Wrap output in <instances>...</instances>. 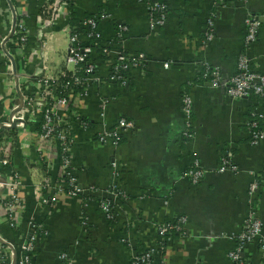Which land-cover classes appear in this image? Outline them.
<instances>
[{
    "label": "crops",
    "instance_id": "0c3cea01",
    "mask_svg": "<svg viewBox=\"0 0 264 264\" xmlns=\"http://www.w3.org/2000/svg\"><path fill=\"white\" fill-rule=\"evenodd\" d=\"M39 3L17 0L15 4L19 14H29L25 18L30 30L28 50L37 48L39 41L46 44L44 51L37 48L34 53H16L18 78L25 94L37 89L38 67H46L47 76H60L66 69L70 44L69 19L62 15L41 39ZM102 5L101 0H74L73 12L82 20L96 14ZM166 5V23L157 30L150 29L148 7L138 0H109L104 5L116 23L128 28L124 50L143 53L146 63L145 70L129 85H104L77 101L76 109L93 124L103 119L112 127L122 118L135 123V129L125 135L117 149L91 140L95 125L86 132L77 129L75 174L84 194L65 199L54 208H40L33 185L43 180L42 172L23 164L24 156L34 154V140L24 142L29 138L26 136V140L12 142L13 164L4 171L9 175L19 171L23 180L29 181L23 193L29 202L28 214L44 223L46 230L37 243L32 264H131L132 252L122 239L144 244V237L156 235V225L177 216L187 217L188 232L168 240L162 264H232L229 253L236 247L249 213V186L264 173V142L250 143L253 117L261 120L264 129V97L232 99L225 88L212 87L204 73L208 66L225 80L234 76L244 52L246 19L256 17L261 28L249 55L253 69L264 74V0H166ZM13 20L8 1L0 0V39L8 35ZM102 32L108 41L115 31L105 22ZM210 33L214 38L206 45L205 37ZM98 73L105 76V68L101 66ZM3 78L0 116L5 120L19 96L12 80ZM185 95L192 100L194 128L188 139L183 136ZM31 127L38 130L37 123ZM20 142L26 145L20 148ZM230 151L239 171L220 173L222 158ZM194 160L204 171L198 185H192L185 175ZM113 161L122 166L121 185L129 198L123 204L125 213L115 224L100 209L101 198L113 181ZM261 215L264 220V198ZM0 235L16 241L4 218H0ZM64 254L66 259L61 257ZM251 264H264L257 249Z\"/></svg>",
    "mask_w": 264,
    "mask_h": 264
},
{
    "label": "built area",
    "instance_id": "2783aa9c",
    "mask_svg": "<svg viewBox=\"0 0 264 264\" xmlns=\"http://www.w3.org/2000/svg\"><path fill=\"white\" fill-rule=\"evenodd\" d=\"M7 1L12 9L14 20L8 35L0 39V61L3 63L0 67V77L4 76L7 81L12 80L19 101L7 119L3 120L0 116V192L3 191L0 194V212H3L1 214L3 217L0 216V218L5 219L10 230L15 234L16 241H10L0 235V264H32L37 243L41 235L46 233L45 225L28 214L29 202L23 196L28 186L21 177V173L15 171L9 175L4 171L13 164L11 144L15 139L8 136L2 137V131H15L16 138L20 140L26 136L34 140V150L38 156L35 162L38 165L32 166L28 161L25 163L27 169L35 171L44 169L49 173L55 170L56 178H49L34 187V196L40 208L42 205L52 206L66 201L65 199L80 197L85 190L80 186L75 174L74 146L77 129H83L86 132L95 125L91 140L100 146L117 149L125 135L135 129V123L122 118L112 127L108 126L103 119L101 123L92 126L82 124L80 117L85 116L82 115V110L76 109L77 101H82L89 93L98 91L104 85L117 84L123 87L129 85L134 81L138 72L145 70L146 57L143 53L126 52L124 41L128 32L127 26L116 23L107 11L104 13L98 11L80 20V28L83 30L81 32H73V28L68 24L70 44L65 56L66 69L60 73V76H47L46 67H38L36 71L39 77L37 78V89L33 94H25L20 78H18V62L15 54L28 49L30 30L25 18L29 14L17 12L15 9L17 0ZM39 1L40 13L37 20L42 39L43 33L56 24L58 17L62 15L64 19H69V6L74 3V0ZM108 1L101 0L103 5H107ZM138 1L144 3L143 0ZM153 2L152 6L144 4L148 7L150 29L157 30L166 23L168 7L160 0H153ZM105 22H109L115 31L108 41L104 40L102 32V24ZM260 28V22L256 17L246 19L244 52L239 57L236 73L229 80L223 79L219 71L206 66L204 77L210 78L212 87L225 88L228 97L232 99L238 100L249 96L264 97V74L253 69L249 55L252 45L258 38ZM213 38L212 33L206 35L204 43L210 44ZM37 46L41 51L46 48L44 41H39ZM33 50L32 53L35 52ZM101 66L106 70V75L103 77L98 73ZM164 66L169 68L170 65L165 64ZM60 78H70V81L64 85L66 95L59 90ZM74 87H79L81 90L75 92ZM183 110L186 116L183 136L188 139L194 133L192 100L188 95L183 98ZM32 123L38 124L37 131L32 129ZM250 127V143L252 145L263 143L264 130H258L256 121H251ZM233 155L231 151L225 153L220 173L239 171V167L233 161ZM25 157L26 159L32 157L31 152ZM110 168L113 181L105 192L106 196L101 198L100 209L109 222H116L118 216L125 213L123 204L129 198L121 185L123 176L121 164L113 161ZM185 175L192 185H198L204 177L199 161H192ZM263 198L264 173L249 186V213L236 238V247L229 253L232 264H251L254 249L258 250L259 259L264 262V220L261 215ZM164 205L167 207L168 201L164 202ZM83 223L87 226V219H84ZM187 229V217L177 216L163 220L156 225V235L144 237L145 245L139 240L132 243L129 239H122V242L132 252L131 264H162L161 259L164 256H162V251L166 250L168 240L174 236H185ZM218 238L220 237H210L212 240ZM137 242L145 246V251L140 254L133 250ZM61 257L66 259L67 255L64 254Z\"/></svg>",
    "mask_w": 264,
    "mask_h": 264
},
{
    "label": "trees",
    "instance_id": "16d2710c",
    "mask_svg": "<svg viewBox=\"0 0 264 264\" xmlns=\"http://www.w3.org/2000/svg\"><path fill=\"white\" fill-rule=\"evenodd\" d=\"M144 1V3H146V4H148V5H153V0H143ZM160 2H162V3H166V0H160ZM69 11H70V16H69V21H68V24H70V26L73 28V32H75V33H78V32H81V31H83L81 28H80V20L76 17V15L74 14V6H73V4H71L70 6H69ZM105 11H107L106 10V7L104 6V5H102V6H100V8H99V12L100 13H104ZM89 16H91V14H89V15H87L86 17H89ZM2 64H0V66H1ZM81 75L82 76H84V74H83V72H81ZM209 81H210V78L208 79ZM70 81V78H60V80H59V83H58V85H59V90L60 91H62V94H64V95H66L67 94V91L66 90H64V85L67 83V82H69ZM72 83V82H71ZM63 89V90H62ZM74 89H75V92H79L81 89L79 88V87H74ZM252 120L253 121H256L257 123H258V130H264L263 129V127H262V123H261V120L258 118V117H253L252 118ZM80 121H81V123L82 124H86V125H88V126H92L93 125V123L92 122H90L88 119H86L85 117L84 118H82V117H80ZM3 136H8V137H12V138H14L15 140L17 139L16 138V132L15 131H10V130H3L2 131V137ZM112 224H115V222H111ZM43 237H44V233L41 235V238L43 239ZM41 240V239H40ZM165 245H166V243H165ZM133 250L136 252V253H138V254H140V253H142V252H144L145 251V246L144 245H142L140 242H137L136 243V245H135V247H133ZM164 252L165 251H162V256L164 255Z\"/></svg>",
    "mask_w": 264,
    "mask_h": 264
},
{
    "label": "rangeland",
    "instance_id": "374dc122",
    "mask_svg": "<svg viewBox=\"0 0 264 264\" xmlns=\"http://www.w3.org/2000/svg\"><path fill=\"white\" fill-rule=\"evenodd\" d=\"M34 49V48H33ZM32 49V50H33ZM32 50H28L27 49V51H32ZM15 58H16V60H17V62H18V58H17V55L15 54ZM33 124V123H32ZM32 126V125H31ZM25 139V138H24ZM26 140V139H25ZM29 140H32L31 138H28V140H26V141H24V142H27V141H29ZM21 141H23V140H21ZM23 142V144H22V142H20V144H19V146H20V148H21V146H22V148L26 145V143H24ZM3 147V146H2ZM33 152H34V154L32 153V157H29V158H27L26 159V157L24 156V158H23V164H25V163H27L28 161L29 162H31V164H32V166H37L38 165V163H36L35 162V158H37L38 156H37V154L35 153V150L33 149ZM41 163H43V162H41ZM57 163V162H56ZM58 166V165H57ZM41 172H42V175H43V180L38 184V185H40L42 182L44 183V181L46 180H48L49 178H56V173H55V170L52 172V173H49L47 170H44V169H41ZM23 178V177H22ZM25 180V179H24ZM31 181V180H30ZM26 183H29V181L27 180V181H25ZM35 186L33 185V188H34ZM58 188V187H57ZM47 191V190H46ZM46 193H48V192H46ZM33 195H34V189H33ZM59 203H57L56 205L54 204V205H52V206H49L48 204L47 205H42V208H44V210L47 208V209H49V207H52V208H54V207H56L57 205H58Z\"/></svg>",
    "mask_w": 264,
    "mask_h": 264
},
{
    "label": "water",
    "instance_id": "95a60500",
    "mask_svg": "<svg viewBox=\"0 0 264 264\" xmlns=\"http://www.w3.org/2000/svg\"><path fill=\"white\" fill-rule=\"evenodd\" d=\"M17 83H18V81H17ZM17 88H18V87H17ZM18 89H19V88H18ZM19 95H20V97H22V95H21L20 93H19ZM2 192H3V191H1L0 194H1Z\"/></svg>",
    "mask_w": 264,
    "mask_h": 264
}]
</instances>
